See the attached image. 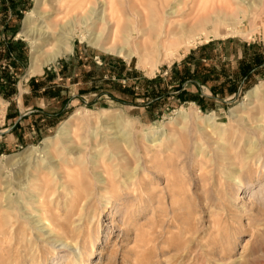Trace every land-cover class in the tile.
I'll return each mask as SVG.
<instances>
[{
	"label": "rangeland",
	"instance_id": "rangeland-1",
	"mask_svg": "<svg viewBox=\"0 0 264 264\" xmlns=\"http://www.w3.org/2000/svg\"><path fill=\"white\" fill-rule=\"evenodd\" d=\"M39 1L71 52L28 75L34 0H0V264H264V0ZM61 62L80 97L5 131Z\"/></svg>",
	"mask_w": 264,
	"mask_h": 264
},
{
	"label": "bare ground",
	"instance_id": "bare-ground-1",
	"mask_svg": "<svg viewBox=\"0 0 264 264\" xmlns=\"http://www.w3.org/2000/svg\"><path fill=\"white\" fill-rule=\"evenodd\" d=\"M91 1L92 0H75L74 3L72 5H70V7L67 8V6H66L65 13H67V12L69 13V12H72V11L74 12V11H78V10L79 11H83L87 7L89 8ZM227 1H225V3H222V5H225V4L228 5L226 3ZM61 2H63V1H61ZM41 5H42V3L39 0H34V8L32 9L31 12H29L25 16V18L23 20V24H22V30H21V33H20L21 36H23L24 39L29 42L30 48H31V51H30L31 52V57H30V63H29L28 72H27L28 75H33V74H36V73H40L41 70L44 67L54 63L58 57L71 52V47L69 45V40L66 41V42H62L61 38H58L55 35L56 34L55 32L50 31L49 24L47 25L48 26L47 31H42L41 29H39V30L36 29L35 22H37L41 18L40 14H38L36 12V9L38 8V6H41ZM213 5H215V4H213ZM109 7H110V3H109ZM211 7H213V6H211ZM225 8H223V9H225ZM110 9L111 8H109V10ZM228 9L230 10V7H228ZM228 9H227V11H228ZM260 9L264 13V2L261 5ZM211 10H213V9H211ZM221 12L223 13V11H221ZM260 14H261V12H260ZM219 15H220V13H219ZM227 15H228L227 18L223 19L222 23H224V24L226 23V24L229 25V24L233 23L236 18L234 17L235 14L231 10L227 12ZM218 21L219 20L217 19V22ZM207 22H208V20H207ZM207 22L204 21V28L205 29L207 28L206 26L208 25ZM211 22L213 23L214 19H211ZM50 25H52V23ZM184 26H185L184 24L183 25L179 24V25H176V26H172L171 22H168V23L164 24L163 26H161L160 32L156 33L153 36V38L149 40L147 48L144 49L143 56L144 57H152L153 51L155 50V48H157L158 45L161 44L164 41H170L171 39H181L182 37L187 36L186 35V31L184 30V28H185ZM202 26L203 25H201V27ZM218 28H220V27H218ZM140 29H141V27H140ZM196 31H198V30H196ZM215 32H217V31L215 30ZM142 34H144V30L142 31ZM216 35H217V33H216ZM90 42H92V41H90ZM93 44L95 45V43H93ZM182 44H183V42H182ZM178 45H179V43H178ZM184 45H186V44H184ZM179 46H181V45H179ZM179 46H177V47H179ZM122 53H123L122 50H118L117 51V54H119V55H121ZM123 56L128 58V59L130 58V55H123ZM249 94H248V96H249ZM63 130H64V128H61L59 130V134H62ZM42 145L45 148H47L48 145H49V139L44 140L42 142Z\"/></svg>",
	"mask_w": 264,
	"mask_h": 264
},
{
	"label": "crops",
	"instance_id": "crops-1",
	"mask_svg": "<svg viewBox=\"0 0 264 264\" xmlns=\"http://www.w3.org/2000/svg\"><path fill=\"white\" fill-rule=\"evenodd\" d=\"M64 67V62H61L55 68L54 73L52 71L43 73V76L40 78L43 81L41 89L34 90V87H32L33 90L30 89V94L34 96L32 103H24L22 100L16 101L15 114L8 115V126L5 131L14 132L15 130H19L18 127L22 121H35L34 118L37 116L49 119L51 113L56 115L64 111L68 100H72L71 102H73L80 97L78 94L81 93L79 74L76 76L72 74L66 77L63 74ZM54 76H56L55 81L53 80ZM65 94L67 96H64Z\"/></svg>",
	"mask_w": 264,
	"mask_h": 264
}]
</instances>
